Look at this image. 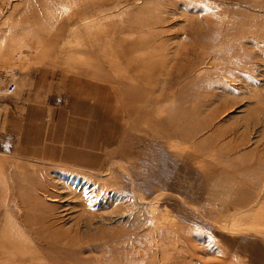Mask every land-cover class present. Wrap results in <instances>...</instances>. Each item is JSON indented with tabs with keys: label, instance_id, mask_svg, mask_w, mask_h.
Returning <instances> with one entry per match:
<instances>
[{
	"label": "rangeland",
	"instance_id": "1",
	"mask_svg": "<svg viewBox=\"0 0 264 264\" xmlns=\"http://www.w3.org/2000/svg\"><path fill=\"white\" fill-rule=\"evenodd\" d=\"M0 264H264V0H0Z\"/></svg>",
	"mask_w": 264,
	"mask_h": 264
},
{
	"label": "built area",
	"instance_id": "2",
	"mask_svg": "<svg viewBox=\"0 0 264 264\" xmlns=\"http://www.w3.org/2000/svg\"><path fill=\"white\" fill-rule=\"evenodd\" d=\"M15 87V84L14 83H10V85L7 87V90L8 91H12Z\"/></svg>",
	"mask_w": 264,
	"mask_h": 264
},
{
	"label": "snow or ice",
	"instance_id": "3",
	"mask_svg": "<svg viewBox=\"0 0 264 264\" xmlns=\"http://www.w3.org/2000/svg\"><path fill=\"white\" fill-rule=\"evenodd\" d=\"M209 246L211 247V243L209 244Z\"/></svg>",
	"mask_w": 264,
	"mask_h": 264
}]
</instances>
